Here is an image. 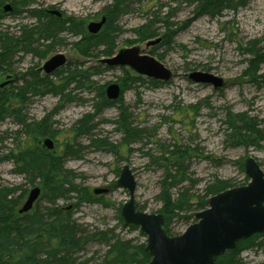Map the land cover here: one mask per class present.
Masks as SVG:
<instances>
[{
  "label": "rangeland",
  "instance_id": "1",
  "mask_svg": "<svg viewBox=\"0 0 264 264\" xmlns=\"http://www.w3.org/2000/svg\"><path fill=\"white\" fill-rule=\"evenodd\" d=\"M22 1L0 0V30L10 36H17L22 26L35 23L25 12L27 8L15 7ZM169 1L144 0L130 4L127 14L111 22L112 53L120 48L139 46L142 54L154 57L172 72L173 77L168 82L152 85L150 79L138 77L129 69L103 67L96 61L103 58L99 54L102 47L92 50L88 57L83 56L76 46L82 39L81 35L66 32L55 40L54 48L45 59L19 52L12 57L8 73L0 74V85L7 83V76L16 80L0 88L8 91L23 85L26 80L30 81L33 75H37L39 80L50 77L58 84L60 77L66 76L68 71L101 67L90 78L91 84L83 80L79 83L72 101L61 104L58 96L43 94L41 84L35 94L25 96L24 103L15 102V107L20 108L17 115L23 117L25 123H39L49 115V132L38 138L35 146L44 151L38 142L50 138L56 150L52 155L54 161L60 163L63 171L77 175L74 179L70 178L72 184L79 191H87L92 200L76 206V197L72 196L70 200H59L56 204L61 208L70 207L72 219L81 230H112L122 240L132 241V245L145 243L146 237L141 236L139 230L123 226L120 219V210L128 200V193L116 185V180L124 166L129 167L136 182V206L148 214L160 210L158 196L165 175L176 169L175 154L169 153L186 151L189 154L182 165L193 181L172 189L171 193L175 197L178 192L188 190L191 202H195L203 194L205 186L216 178L228 181L232 188L245 186L248 178L243 167L242 170L239 168L245 157L253 158L264 171V0H247L244 7L224 9L215 18L196 16L192 5L180 4L168 20L173 24L170 31L177 30L173 35L166 31L164 15L168 8H163V14L156 17V21L161 22L155 24L160 34L158 37L162 40L158 45L147 47L146 42L138 41L133 31L151 18L158 9L154 6L169 5ZM25 2L31 5L30 8L58 11L64 21L68 17L79 20L86 33L87 25L99 22L102 17L106 19L105 12L107 14L113 5V0ZM8 4L12 12L3 10ZM171 7L174 5L171 4ZM164 37L169 39L170 44L164 41ZM250 47H255L257 56L262 59L255 78L247 73L252 60L251 54H248ZM57 54L66 58V64L60 69L62 75H45L40 70L45 60ZM196 71L222 79L224 87L215 89L210 84L190 81L189 75ZM87 73L82 76L87 77ZM110 84L119 85V97L112 101L105 98L111 104L95 112L99 89L104 92ZM123 109L131 126L143 132L136 140H129V146H120L115 150L114 147L125 139V132L116 124ZM228 112L246 113L256 121V128L260 131L257 137L261 141L250 140L258 146H236L226 141L224 120ZM87 115L89 132L81 134L79 122ZM21 128L11 117L0 123V187L19 188L15 197L24 192L21 204L29 191L38 187L40 197L30 214L43 211L49 204L41 199L44 181L36 179L30 184L25 175L15 171L12 156L28 144L33 145L30 134L21 132ZM100 188L109 189V193L94 195L93 190ZM193 207L194 204L172 220L170 229L173 235L170 236L182 234L193 223L190 221L187 224L183 220ZM252 238L250 244L241 242L239 259L244 264H264V232L248 240ZM106 250V245L90 244L79 256L83 259L92 257L96 264L102 260Z\"/></svg>",
  "mask_w": 264,
  "mask_h": 264
},
{
  "label": "trees",
  "instance_id": "2",
  "mask_svg": "<svg viewBox=\"0 0 264 264\" xmlns=\"http://www.w3.org/2000/svg\"><path fill=\"white\" fill-rule=\"evenodd\" d=\"M142 1L144 0H113L110 11L107 14L105 12L106 22L104 26L95 35L86 33L79 20L68 17L64 21L61 18L62 15L58 18L48 14L47 10L30 8L31 5L25 0L18 3L15 7L17 9L27 8L25 12L29 13V17L33 18L35 23L19 28L17 36H10L0 30V74L10 70L11 59L16 53L22 52L39 59H45L48 52L54 48L55 40L65 32L76 36L81 35L82 39L76 44L81 55L88 57L89 53L92 54V50L102 47V51L99 52L102 57L112 56L114 47L111 22H115L120 16L127 14L130 4H138ZM246 2L247 0H170L169 5L154 6L158 9L152 13L151 18L134 29L133 32L138 41L149 42L160 38L155 24L161 22L156 21V17L157 14H163V8H168L164 15V25L166 31L169 32L173 24L168 23V20L175 14L176 7L180 4L192 5L196 16L203 15L215 18L224 9L237 10L244 7ZM171 4L174 5L173 8ZM1 19L0 13V21ZM173 32L170 31V35H173ZM164 41L170 44L167 37H164ZM41 48L44 50L40 51ZM248 54H251L252 60L249 61L247 73L255 78L258 65L262 59L257 56L255 47H250ZM98 68L93 67L88 71L74 69L68 71L64 77H60L63 72L56 71L52 75L60 77L58 84L50 77L39 80L37 75H33L30 81L26 80L19 87H14L8 91L0 89V123L6 118H13L21 125V132L30 134L33 143V145L28 144L27 147L20 149L16 156H12L15 160V171L25 175L30 184H33L36 179L44 181L45 188L41 199L49 204L43 211L19 214L18 210L24 192L15 197L14 194L20 190L19 188L0 187V264H94L92 257L83 259L79 256L90 244H103L107 247L102 260L96 264H146L150 260V256L144 250V242L139 245H132V241L122 240L112 230L94 232L81 230L80 226L72 219L70 210L61 208L56 204L59 200H70L72 196L76 197V206L81 202H92V200L87 191H79L72 184L70 178L74 179L77 175L63 171L60 163L54 161L52 154L35 146L36 140L46 136L49 132V115L39 123H25V119L17 115L20 108L15 107V102L24 103L25 96L30 93L35 94L41 84L44 87L41 92L58 96L61 104L72 101L73 92L77 90L79 83H83V80L86 84H91L90 78ZM83 73H87V77H83ZM151 84L156 85L152 80ZM98 97V102L94 106L95 112H99L111 104L105 99L101 89L98 91ZM88 116H84V119L79 122L81 134L89 132L90 121L87 119ZM127 119L128 115L125 109L121 110L116 124L125 132L123 133L125 139L123 143L114 147L115 150L120 146H129L131 141L139 138L140 133L143 132L131 126ZM224 125L226 126V141L230 145L250 146L254 144L258 146V143L255 144L250 139L256 142L261 141L260 137H257L260 131L256 128V121L249 118L246 113L232 114L228 112L225 116ZM177 152L179 153H169L175 154L176 169L173 173L165 175L158 196L161 208L157 213L163 216L164 229L168 235H173L170 229L171 222L180 213L186 212L194 204L191 213L185 215L183 220L187 224L190 221L195 222V213L207 208L210 197L232 188L228 181L216 178L205 186L203 194L198 196L195 202H191V195H189L188 190L178 192L174 197L171 193L172 189L193 181L182 165L184 158L189 154L186 151ZM67 154H69L68 151ZM162 159L166 160L165 157ZM1 160L2 157L0 156V162ZM239 168L242 170L241 165ZM129 228L139 230L135 226H129ZM140 235L145 237L141 232ZM253 239L244 240L243 243L250 244ZM241 242H238L233 250L218 257L215 264H244L239 259V254L242 251Z\"/></svg>",
  "mask_w": 264,
  "mask_h": 264
},
{
  "label": "water",
  "instance_id": "3",
  "mask_svg": "<svg viewBox=\"0 0 264 264\" xmlns=\"http://www.w3.org/2000/svg\"><path fill=\"white\" fill-rule=\"evenodd\" d=\"M4 11H12V7L6 5ZM50 14L61 15L57 11H50ZM105 21L102 17L99 22H90L86 27L87 32L97 34ZM159 42L160 39L149 41L146 46H154ZM97 62L108 68H126L140 77L162 83L173 77L172 72L157 59L142 54L137 45L120 48L111 57L101 58ZM65 63L66 58L57 54L45 61L41 71L50 75ZM188 79L194 83L210 84L215 89L224 87L222 79L204 72H193ZM119 94L120 87L117 84H110L105 89L108 100H116ZM39 145L54 153V143L50 138L41 140ZM242 167L248 183L212 196L208 200V207L195 214L196 221L176 236L166 233L161 214H148L137 209L133 174L127 166L120 170L116 185L128 193L120 217L125 227H138L146 237L144 250L150 256L146 264H215L218 257L233 250L238 242L264 232V171L251 157L243 159ZM40 192L38 187L32 188L18 213L30 212ZM107 193V188L93 190L96 196Z\"/></svg>",
  "mask_w": 264,
  "mask_h": 264
},
{
  "label": "flooded vegetation",
  "instance_id": "4",
  "mask_svg": "<svg viewBox=\"0 0 264 264\" xmlns=\"http://www.w3.org/2000/svg\"><path fill=\"white\" fill-rule=\"evenodd\" d=\"M12 11H13V10H12ZM12 11H10V12H12ZM160 42H161V39H160ZM160 42H159V43H160ZM159 43H158V44H159ZM25 55H26V54H25ZM28 55H30V54H28ZM42 67H43V66H42ZM41 69H42V68H41ZM41 69H40V70H41ZM56 71H59V69L56 70ZM56 71H55V72H56ZM41 72H43V71H41ZM55 72H53V73H55ZM7 73H8V72H7ZM43 73H44V72H43ZM53 73H51V75H52ZM44 74H45V73H44ZM9 77H10V76H7V83L2 84L3 87L6 86V85H8V83L11 84V83H13L14 81H16V80H14L13 78H9ZM104 94H105V91H104ZM105 98H106V95H105ZM54 151H55V145H54ZM69 210H70V207H69Z\"/></svg>",
  "mask_w": 264,
  "mask_h": 264
},
{
  "label": "bare ground",
  "instance_id": "5",
  "mask_svg": "<svg viewBox=\"0 0 264 264\" xmlns=\"http://www.w3.org/2000/svg\"><path fill=\"white\" fill-rule=\"evenodd\" d=\"M13 10V9H12Z\"/></svg>",
  "mask_w": 264,
  "mask_h": 264
}]
</instances>
